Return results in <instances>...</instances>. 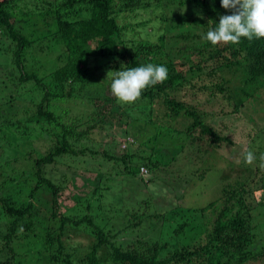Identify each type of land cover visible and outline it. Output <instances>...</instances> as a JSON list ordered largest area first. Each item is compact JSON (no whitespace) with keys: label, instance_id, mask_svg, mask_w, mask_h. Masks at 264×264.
Listing matches in <instances>:
<instances>
[{"label":"trees","instance_id":"1","mask_svg":"<svg viewBox=\"0 0 264 264\" xmlns=\"http://www.w3.org/2000/svg\"><path fill=\"white\" fill-rule=\"evenodd\" d=\"M142 1L126 0L125 9H117L115 0H51L50 6L54 7L44 5L49 9L42 12L38 6L32 4L35 9L32 8L31 12V0H26V4L30 5L28 13L20 14L11 12V9L18 7L22 9L23 3L16 4V0L0 1V69L4 71L5 76L0 79V99L4 98V101H0V133L5 135L4 141L10 143L2 146L0 152V166H2L0 167V240H5L7 248L6 252L4 249L0 252H5L10 257L0 259V264H15V258L18 256L11 242L18 231L24 228L37 235L40 230L39 224L32 219L33 211L37 209L33 200L23 202L12 194L23 189L22 186L26 187L25 179L31 180V177L38 180L33 189L34 193L42 195L45 191L43 196L46 200H41V204H46L53 210L50 220L60 224L56 231L48 227L45 239L49 249L58 245V251L51 264H106L102 260L101 251L105 252L107 247V259L112 260V264H242L256 254L258 259L261 257L260 254L264 256V245L261 249H258L260 244L258 247L256 245V233H253V229L257 226L252 209H249L247 214L245 212L243 215L229 218V215L225 214V207L222 208L220 213L211 219L212 229L205 243L194 249L175 248L173 252L162 256L167 244L161 245L160 248L158 244L150 246L148 243L139 242V238L124 242L118 237L143 224L151 223L152 217L160 219L159 222L157 221L158 225H170V221H172L171 225L173 222L176 223L174 230L180 234L192 232L193 226L189 220L191 211L183 210V213L172 209L170 213L168 210L165 211L166 213L157 214L153 210L147 213L142 211V207H149L150 200L146 197L141 206L129 191L126 193L129 197L124 196L122 200L123 206L116 202L108 209L101 204L102 200L106 201V198L113 197L108 193L110 189L108 187L113 186L111 184L107 186L106 179H127L130 186L134 185V181H138V184L148 183L154 180L152 173L164 171L169 174L171 171L169 166L175 163L181 154L191 153L197 157V154L203 150L193 146L198 138L210 136L213 142L207 145L214 146L213 149L221 146L225 141L232 143L230 137L222 136L206 123L195 108L187 107L184 100L176 97L175 91L185 88V85L196 80L192 79L189 82L185 77L186 73L173 64L182 55V51L177 53L176 49L164 47L162 43L150 39L125 36L126 25H121L119 22L121 12L129 10L130 17L136 16L133 11L136 12V9L152 4L151 0ZM158 1L153 10L156 12L165 7L164 15L159 17L165 20L166 24L170 23L175 28L174 20L181 17L183 19L180 21L188 25L187 29L174 33V36L178 38L177 41L193 40L184 50L187 52L192 50L199 55L197 63H192V66H197L200 70L197 79L204 80V83L199 89H204V94L211 97L209 103L220 105V113L225 116L237 113L239 118L246 119L247 115L242 111V108L246 107L245 101L254 93V86L264 83V38L251 41L242 38L238 44L221 43L214 46L203 39V36L210 27H214L219 22L220 15L231 14L230 10L221 6L220 0ZM179 7L186 10L185 13L170 18L169 14L174 10L177 13ZM53 15L55 18L50 20ZM32 16H35L34 24L31 23ZM148 22L143 21L142 25H146L147 33H150L151 24ZM51 23L57 26L55 28L57 30L51 27ZM37 25L39 27L35 28ZM51 33L60 35L66 45L67 52L63 56H67V60L52 73L50 90V86L44 83L42 77L26 69L25 58L38 47L43 48V42L49 39ZM166 37H168L166 34L160 36L162 40L160 42H167ZM164 59L167 61L169 59L168 63L163 62ZM147 63L166 65L168 78L163 83L146 89L142 96L131 104H122L109 94L110 81L107 78L110 71L120 70L122 66L136 67ZM31 78L35 79L37 84V89L34 88L38 91L32 86L34 91L39 95L40 92L42 94L41 104L32 114L26 113L28 109L24 108V113L20 115L18 108L23 101L35 103L39 99L34 97L35 92L22 85ZM231 82L234 85L231 86L236 89L235 94L228 85ZM195 86L196 84L191 85V87ZM240 93L241 97H239ZM73 99L84 102L88 113L87 119L65 118L66 114L58 103ZM45 104H47L46 108ZM102 108L106 109L105 113L101 111ZM118 115L122 117V126L120 125L122 136L118 139L120 146L118 145L116 151L112 147L104 149L103 152L94 148L92 145L106 146L112 141L99 142L98 140L102 138L92 130L98 126L106 129V124ZM181 116H185L183 120L186 121L193 119L189 120L186 129H181L180 124L178 126ZM140 119L145 120L146 126L140 132L131 133V129ZM17 125L16 141L14 136H9L7 127L12 130ZM31 129H38L37 143L41 145L43 151L38 148L40 146L33 145V135L28 132H31ZM20 133L27 135V138L21 137ZM87 139H93V144L87 145ZM252 146L248 145L247 151L257 153L259 150H264V146L259 150ZM205 150L210 152L211 148L207 147ZM88 152L95 157L96 164L95 161L92 163L86 158L79 159V156ZM98 155L100 157L96 160ZM78 160L82 162L84 170L90 172L88 175L80 174L84 179V186H93V188L85 195H75L76 203L74 209H71V205L61 200L64 186L50 179L44 164L61 163L72 166ZM17 162L22 166L33 162L31 173L22 171L19 178L17 177L19 173H10ZM117 164L123 166L118 167ZM115 166L116 168H113ZM210 169L213 168L205 169V176ZM246 170L251 172L252 166L249 165ZM62 173L70 176L67 171ZM75 174L78 173L74 172V175L73 172L71 173L72 179ZM228 175L235 176V173L228 172ZM225 179L229 177L225 176ZM133 188L135 193H138L137 188L135 186ZM120 191L125 194L126 189L121 188ZM119 195L116 193L114 197L118 199ZM232 196L231 194L230 198ZM251 196H254L259 207H264V184L253 190ZM75 209L85 212L80 215V211L77 210V213L72 214ZM261 214L262 212L256 211L257 216L260 217ZM258 223L264 225V220ZM87 225L91 227L92 237L96 239L90 247V254L88 251L84 253L76 251L74 254H69L71 257L66 258V261L59 263L65 259L64 243L70 236L68 230L81 231ZM110 225L118 228L106 233ZM262 236L259 243L264 242ZM18 262H22L21 259Z\"/></svg>","mask_w":264,"mask_h":264},{"label":"rangeland","instance_id":"2","mask_svg":"<svg viewBox=\"0 0 264 264\" xmlns=\"http://www.w3.org/2000/svg\"><path fill=\"white\" fill-rule=\"evenodd\" d=\"M50 1L51 0H31V12L33 10L32 8L35 9V6L33 5L38 6L39 10L42 12L47 11L49 9L47 6H50ZM125 1L126 0H115L116 8L125 9ZM144 1L148 2V0H143L142 2ZM151 1L152 4L150 6L136 9V12L133 11L136 16L133 15V17H130L129 10L127 12H124V10L121 12L122 16L119 17V22L121 25H126V30L124 31L125 36H130L135 39L137 37L150 39L154 42L162 43L164 47L166 46L168 48H172L173 50L176 49L175 52L177 53L182 51V55L175 61V63L173 62V64L175 66L177 65L178 68L186 73L185 77L189 82L192 79L196 80L189 85H185V88H179V90L175 91L176 97L180 98V100H184L187 107L195 108L197 113H199V116H201V118L205 120L206 123L210 124L211 127L217 130L222 136L230 137L232 139V143L225 141L221 143V146L215 147L213 149L214 146L210 147L207 145V143L213 142L210 136L207 135L205 136L206 138H198L196 143L193 145L194 148L199 147L201 150L203 149L202 152L197 154L198 158L191 153H189L188 155L181 154V156L177 158V161L169 166V170H171L169 174L164 171H160L156 174L152 173V177L154 175V180H151L150 182L144 184H138V181H134L133 186L137 188L138 193H135L133 186L129 185V180L127 179H106V185L109 186V184H111L114 187H108L110 188L108 190V193L113 197L116 193L118 195L120 194L119 196H117L120 202L115 197H108L106 198V201L102 200L101 204L106 206L108 209L116 202L120 206H123L124 203L122 202V200L123 198H125L124 196H126V198L129 197V194H126L127 191H129L131 193L130 195L134 196L133 199L136 200L141 206H143L144 199L146 197L150 200L151 205L149 203V207H142V211H145L147 213L152 212L151 210H153L157 214L164 213L165 211L167 212V210L170 213L172 209H175L176 211H191V213H189V220L192 222V232H184L180 234L176 230H174V228L176 229V223L173 222L171 225L172 221H170L171 226L168 224H166V226H162L158 225L160 219L157 220L156 218L152 217L150 219L151 223L143 224L142 226L137 227V230H129L125 233H122L118 237V239H121V241L124 242H131L134 239L139 238V242L148 243L150 246L158 244L160 248L161 245L167 244V247L161 254L162 256L167 255L168 252H173L175 248L179 250L194 249L197 248V246L205 243L210 230L212 229L211 219H214L215 216L220 213L222 208L225 207V214L227 213L229 215V218H233L236 215H243L245 212V214H247L248 210L252 209L255 220L254 222L257 226L253 229V233H256V245L258 247V245L260 244L258 249H261V246L264 245V242H261L262 244L259 243V239L264 234V225L259 224L258 221L264 220V207H259L254 199V196L251 195L253 190L257 189L262 183L264 184V150H259L261 146H264V83L254 86V93L252 94L253 97H248V99L245 101L246 107L244 109L242 108V111L247 115L246 119L244 117L239 118L237 116V113L226 116L225 114L220 113L221 106L209 103L208 100L209 98L211 99V97L208 96V94H204V89H199L201 85H203L204 80L202 81L197 79L199 78L197 77V75L199 74L200 70H198L197 66H192V63H197L199 55L196 54L195 51L190 50L187 52L186 50H184L185 48H188L189 43H192L193 40L177 41L178 38L174 36V33H178L183 31L184 29H187L188 25L180 21L183 19L181 17H178L179 19L174 20L175 28H173L172 24L170 23L166 24V21H163V19L159 17L161 15H164L165 7H161V10L158 9L155 12L153 10V7L159 1ZM15 3H23L22 9H19L20 7L12 8L11 12L15 14H20L21 12L28 13V7H30V5L26 4V0H16ZM185 11L186 10L179 7L178 12L175 13L174 10L169 14V17L175 18V15L182 16ZM54 18L55 15L51 16L50 20H53ZM46 20L47 22H49V18H47ZM146 20L147 22L148 20H150L148 22L149 24H151L149 28L152 31L150 33H147L148 28L146 27V25H142V22ZM33 21H35V16L31 17L32 24H34ZM139 22H141V25H139ZM37 27L39 26L37 25L35 28ZM51 27L54 30H57L55 29L57 28V26L52 23ZM164 34L168 35V37H166L167 42H160L162 41L160 39V36ZM60 39L61 37L57 33L52 34L49 39H47V41L43 42V48L38 47L28 57L25 58L27 67L26 69L29 72L37 73L44 79V83H47L49 86L50 82L52 81V73L57 68L64 65L67 60V56H63V54L67 52L65 48L66 45L64 44V42H62V39ZM166 61L167 60L165 59L163 60V62ZM168 61L166 63H168ZM2 77H5L4 71L0 69V79ZM35 81V79L31 78V80H28V82L25 81V83H23L22 85L25 88H29L33 92H35L34 97H39V99L35 103H32L31 101H23L18 108L20 115L24 113V108L26 110L28 109L26 113L32 114L40 107V98L42 94L40 91V95L36 93V91L38 90H36L37 84L35 83ZM235 83L238 82L235 81ZM192 84H196V86L191 87ZM228 85L232 89V92L235 94L236 89L232 87L234 86L233 82L228 83ZM32 86L33 88H36H34L36 91H34ZM181 89H183L182 92L180 91ZM109 94H111V92H109ZM239 97H241V93ZM220 98L222 99V97ZM2 100L4 101L3 97H1L0 101ZM58 104L66 114V119H68V117L80 120L87 119L88 113L85 108L86 105H84V102L81 103L76 100L74 101L73 99L68 102H59ZM46 107L47 104H45V108ZM105 110L106 109L104 108L101 109L103 113L106 112ZM204 111L209 114L207 115ZM183 119H185V116L180 117L178 126L180 124L181 129H186L189 120L192 121L193 119H188V121ZM97 121L99 120L97 119ZM137 121L138 123L135 125V127H133V129H131V133H133L134 131L140 132L143 127L146 126L145 120L140 119ZM121 122L122 117L118 115L115 119H111V122H109V124H106L104 122L107 125L106 129H102L100 128V126H98L92 130L95 133L99 134V137L102 138L98 140L99 142H112L107 143L106 146H95L92 145L93 139H87V145H92L94 148L99 149L101 152H103L104 149H109V147H112V149L116 151L118 145L120 146L118 139H121L120 137L122 136V134H120ZM176 122L177 120L175 121V123ZM12 130L7 127L9 136H14V140L17 141L18 125L12 128ZM251 130L253 132L250 136L249 133ZM28 132L33 135V145L37 147L40 146L38 148L43 151L41 145L37 143L39 142V138H36L38 129H31V132ZM20 136L24 137L25 139L27 138V135H22L21 133ZM4 140H6L5 135L0 133V152L2 146L10 144L9 142H6ZM122 145L123 144H121V146ZM248 145H253L254 147H252L254 149L259 150V152L257 153L254 152L255 159L252 163H247L244 159L245 153L249 149ZM207 147L211 148V150H209L210 152H208V150L204 151V149ZM28 153L29 152H27V154ZM117 153L119 152L117 151ZM81 157L88 159L92 163L95 161V157L92 156L89 152L79 156V159H81ZM98 157L100 156H96V160ZM202 160L205 161L202 163L200 162ZM96 163L97 161L94 162V164ZM32 164L33 162H31V164L28 163L22 166L20 162H17V164H15L13 168H11L10 173H19L17 174V177L19 178V176L22 174V171L31 173ZM73 165L68 166L67 164L61 163L58 165L50 163L44 164L45 170L47 171L50 179L55 180L64 186L65 189L61 194V200H63L65 204L71 205V209H74V204L76 203L75 195H85L93 188V186L85 187L83 182L84 179L80 177V174L82 173H85L86 175L90 174V172H86L87 170H84L82 162L78 160L75 161V164ZM249 165L252 166L251 172H248L246 170V167H249ZM117 166L120 167L123 165L117 164ZM211 167L213 169H210L208 173L206 172L207 175L205 176V169ZM113 168H116V166ZM231 168L233 169L232 171ZM63 171H67L70 176L67 174H63ZM72 172L73 175L74 172L78 173L75 174L74 179L71 178ZM228 172H234L235 176H229ZM186 174L187 176H185ZM225 176L229 177V179H225ZM156 179H159V181ZM37 181L38 180L36 178L33 179L31 177V180L26 178L24 183L26 187L22 186L23 189L17 190V192L14 191L12 193L15 197L20 198L23 202L27 200H33L37 209L33 211L32 219L40 226V230L38 231L37 235H33V233H31L29 230L22 228L17 232L16 235L13 236V242H11V245L14 244V248L17 251L16 255L18 256L15 258V264H17L20 259L22 262H18V264H51V260H53V257L58 251V245H54L53 249H49L48 245H46L45 242V239L47 238L46 236L48 227L49 229L56 231L58 230V225L60 224L53 223L50 220L53 210L49 208L48 205L41 204V200H46V197L43 196L45 191L42 192V195H39V193L36 195V192L34 193L33 189L36 186ZM240 183H242V185H240ZM43 185V188H45V184ZM121 188L126 189V191L124 192L125 194L120 191ZM135 194L137 195L135 196ZM231 194L233 195L232 198H230ZM253 204L256 206H253ZM244 205H247L248 207H245ZM77 210L80 211V215L85 212V210ZM77 210H73L72 214L77 213ZM256 211L260 213L262 212L260 217L256 215ZM256 218L258 219L256 220ZM116 228L118 227H116L115 225H110L106 229V233H108L109 230L115 231ZM68 233L70 236L69 238H66L64 243L65 252L63 256L65 259H62L59 263L66 261V258L71 257L69 256V254H74L76 251L81 253L88 251L89 253L93 241L96 240L92 237L91 227L88 225L87 227L82 228L81 231L69 229ZM262 238H264V235L262 236ZM1 249H4L5 252L7 250L5 246V240L3 239L0 240V251ZM5 252H0V259H6V257H10L9 254H5ZM101 253L102 260L105 261L106 264H112V260L107 259L108 247L105 252L101 251ZM260 255V259H258V256L256 254L253 258L242 264H264V256H262V254Z\"/></svg>","mask_w":264,"mask_h":264},{"label":"clouds","instance_id":"3","mask_svg":"<svg viewBox=\"0 0 264 264\" xmlns=\"http://www.w3.org/2000/svg\"><path fill=\"white\" fill-rule=\"evenodd\" d=\"M220 3L231 14L220 15L219 22L215 20L216 25L209 28L203 39L215 46L221 43L238 44L242 38L249 41L264 38V0H220ZM167 78L166 65L147 63L110 71L107 80L110 81V92L118 102L131 104L146 89L163 83ZM244 159L252 163L254 153L247 151Z\"/></svg>","mask_w":264,"mask_h":264},{"label":"water","instance_id":"4","mask_svg":"<svg viewBox=\"0 0 264 264\" xmlns=\"http://www.w3.org/2000/svg\"><path fill=\"white\" fill-rule=\"evenodd\" d=\"M0 1H5V0H0Z\"/></svg>","mask_w":264,"mask_h":264}]
</instances>
